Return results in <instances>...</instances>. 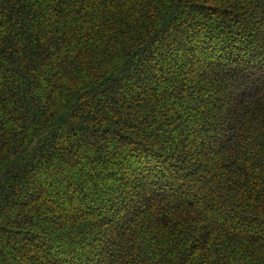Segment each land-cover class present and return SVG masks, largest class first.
Instances as JSON below:
<instances>
[{"label":"trees","instance_id":"16d2710c","mask_svg":"<svg viewBox=\"0 0 264 264\" xmlns=\"http://www.w3.org/2000/svg\"><path fill=\"white\" fill-rule=\"evenodd\" d=\"M0 264H264V0H0Z\"/></svg>","mask_w":264,"mask_h":264}]
</instances>
